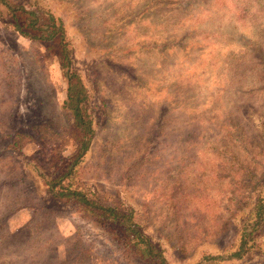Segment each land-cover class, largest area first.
I'll return each instance as SVG.
<instances>
[{
    "label": "rangeland",
    "instance_id": "1",
    "mask_svg": "<svg viewBox=\"0 0 264 264\" xmlns=\"http://www.w3.org/2000/svg\"><path fill=\"white\" fill-rule=\"evenodd\" d=\"M13 1L63 22L94 129L82 180L133 208L168 264L231 249L264 193V0ZM65 86L0 17V264H144L46 190L35 139L69 126ZM221 264H264V228Z\"/></svg>",
    "mask_w": 264,
    "mask_h": 264
},
{
    "label": "trees",
    "instance_id": "2",
    "mask_svg": "<svg viewBox=\"0 0 264 264\" xmlns=\"http://www.w3.org/2000/svg\"><path fill=\"white\" fill-rule=\"evenodd\" d=\"M0 17L8 20L22 37L45 44L57 57L65 80L62 108L70 118L69 126L54 133L55 137L35 139L43 162L40 164L45 168L41 176L47 192L54 199L72 201L77 211L98 224L129 259L144 264H168L163 249L142 231L133 208L125 207L119 199L82 180L80 163L90 148L94 129L88 91L72 68V49L62 20L50 12L27 8L13 0H0ZM15 135L19 137L20 133ZM66 138L74 142L73 151L67 156L54 153V147ZM263 228L264 193L256 199L250 216L238 230L234 246L220 254L205 253L194 264H221L243 258L256 249Z\"/></svg>",
    "mask_w": 264,
    "mask_h": 264
}]
</instances>
